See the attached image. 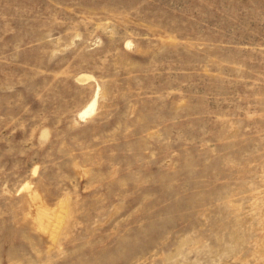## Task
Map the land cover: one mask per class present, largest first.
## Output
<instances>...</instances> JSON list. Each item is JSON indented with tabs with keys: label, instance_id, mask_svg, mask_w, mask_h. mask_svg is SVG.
I'll return each mask as SVG.
<instances>
[{
	"label": "rangeland",
	"instance_id": "rangeland-1",
	"mask_svg": "<svg viewBox=\"0 0 264 264\" xmlns=\"http://www.w3.org/2000/svg\"><path fill=\"white\" fill-rule=\"evenodd\" d=\"M0 264H264V0H0Z\"/></svg>",
	"mask_w": 264,
	"mask_h": 264
},
{
	"label": "bare ground",
	"instance_id": "bare-ground-1",
	"mask_svg": "<svg viewBox=\"0 0 264 264\" xmlns=\"http://www.w3.org/2000/svg\"><path fill=\"white\" fill-rule=\"evenodd\" d=\"M82 77V76H81ZM81 80H85V79H82ZM97 94V92H96ZM96 94H95V97H93V99L90 101L89 105L84 108L79 114H80V117H83L84 115H88V113L92 112L93 111V108H94V105L96 103Z\"/></svg>",
	"mask_w": 264,
	"mask_h": 264
}]
</instances>
